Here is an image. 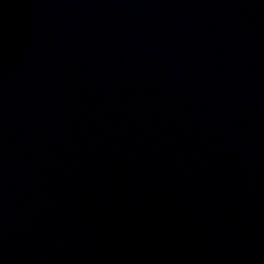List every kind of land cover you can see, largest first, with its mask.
<instances>
[{
  "label": "water",
  "instance_id": "water-1",
  "mask_svg": "<svg viewBox=\"0 0 264 264\" xmlns=\"http://www.w3.org/2000/svg\"><path fill=\"white\" fill-rule=\"evenodd\" d=\"M0 264H264V0H0Z\"/></svg>",
  "mask_w": 264,
  "mask_h": 264
}]
</instances>
